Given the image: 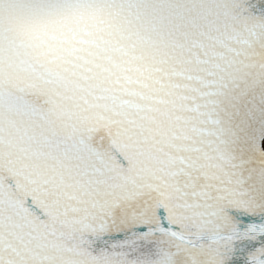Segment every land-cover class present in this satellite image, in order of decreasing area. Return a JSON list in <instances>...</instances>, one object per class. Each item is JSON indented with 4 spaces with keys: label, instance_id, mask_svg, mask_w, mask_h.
Listing matches in <instances>:
<instances>
[{
    "label": "snow or ice",
    "instance_id": "obj_1",
    "mask_svg": "<svg viewBox=\"0 0 264 264\" xmlns=\"http://www.w3.org/2000/svg\"><path fill=\"white\" fill-rule=\"evenodd\" d=\"M0 264H264V0H0Z\"/></svg>",
    "mask_w": 264,
    "mask_h": 264
}]
</instances>
